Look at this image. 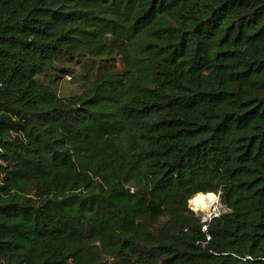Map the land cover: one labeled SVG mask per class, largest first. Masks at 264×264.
Instances as JSON below:
<instances>
[{"label":"trees","instance_id":"trees-1","mask_svg":"<svg viewBox=\"0 0 264 264\" xmlns=\"http://www.w3.org/2000/svg\"><path fill=\"white\" fill-rule=\"evenodd\" d=\"M0 264H264V0H0Z\"/></svg>","mask_w":264,"mask_h":264},{"label":"rangeland","instance_id":"rangeland-1","mask_svg":"<svg viewBox=\"0 0 264 264\" xmlns=\"http://www.w3.org/2000/svg\"><path fill=\"white\" fill-rule=\"evenodd\" d=\"M59 93H60V96L62 97H67L69 95H72V94H76V93H79V85L78 84H75V83H71L70 81H68L67 79H65L64 81H62L61 83V87L59 88ZM208 195H213V196H208ZM206 195V197H209L210 199H200L202 201L198 202L195 206L193 205L192 203V200L189 201V208L190 210L195 214L197 215L198 217H201V218H204V214L203 213H199L197 210H196V207L200 204H209L207 202H213L215 204H213L216 208L213 212H216V213H213L212 214H215V217L219 216L220 214L224 213L225 212V208L220 204L219 202V195H215V194H208ZM205 198V196H197V197H194V198ZM203 201H206V203H204ZM211 205V204H210ZM211 216V215H210Z\"/></svg>","mask_w":264,"mask_h":264},{"label":"bare ground","instance_id":"bare-ground-1","mask_svg":"<svg viewBox=\"0 0 264 264\" xmlns=\"http://www.w3.org/2000/svg\"><path fill=\"white\" fill-rule=\"evenodd\" d=\"M197 196H201V195H197ZM197 196H195V197H197ZM202 196H205L206 197V195H202ZM208 196H210V195H208ZM192 199H194V197ZM192 199H190V200H192ZM204 203H206V202H204ZM215 208L216 207L214 205H212V204L210 205V204H203L202 203V204H200V205H198L196 207V210L199 213H203L204 214V217L209 218V216L212 214V212L215 210ZM213 213H216V212H213Z\"/></svg>","mask_w":264,"mask_h":264},{"label":"water","instance_id":"water-1","mask_svg":"<svg viewBox=\"0 0 264 264\" xmlns=\"http://www.w3.org/2000/svg\"><path fill=\"white\" fill-rule=\"evenodd\" d=\"M214 217H215V215H214V214H211V216H209V218H206V217L202 218V221H203V222H206V221H208V220H211V219L214 218Z\"/></svg>","mask_w":264,"mask_h":264},{"label":"clouds","instance_id":"clouds-1","mask_svg":"<svg viewBox=\"0 0 264 264\" xmlns=\"http://www.w3.org/2000/svg\"><path fill=\"white\" fill-rule=\"evenodd\" d=\"M209 221V220H208Z\"/></svg>","mask_w":264,"mask_h":264}]
</instances>
